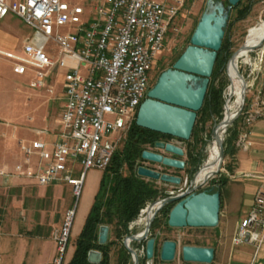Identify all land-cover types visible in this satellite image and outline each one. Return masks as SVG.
<instances>
[{
    "label": "built area",
    "instance_id": "2783aa9c",
    "mask_svg": "<svg viewBox=\"0 0 264 264\" xmlns=\"http://www.w3.org/2000/svg\"><path fill=\"white\" fill-rule=\"evenodd\" d=\"M182 4L183 0H95L86 7L68 0H0V19L13 14L33 30L20 53L0 50L13 72H32L30 86L36 89L47 87L55 68L63 73L61 129L51 143L42 138L20 142L25 165L16 166L18 173L30 171L38 156V184L64 180L79 200L89 169L109 166L122 134L136 119ZM258 103L243 112L247 126L261 114ZM252 145L250 132L243 131L238 146ZM76 167H81L79 176L72 174ZM75 215L72 206L55 234L61 257L54 264L62 263ZM232 241L254 246V259L264 245V182Z\"/></svg>",
    "mask_w": 264,
    "mask_h": 264
},
{
    "label": "rangeland",
    "instance_id": "374dc122",
    "mask_svg": "<svg viewBox=\"0 0 264 264\" xmlns=\"http://www.w3.org/2000/svg\"><path fill=\"white\" fill-rule=\"evenodd\" d=\"M68 1L83 4L86 7L92 4V2H90L91 0ZM248 1L250 0H246L244 3H247ZM253 1L254 4L252 10L247 17L238 19V14L236 11L231 10L230 13V27L228 35L230 36V41L232 43V54L228 58L226 63L220 68V73L214 79L215 86L220 85L222 82H224L225 84V88L223 91L222 114L218 116L217 114L207 115L201 113L199 119L196 120V125L194 126V130L189 140L179 139L174 136L164 137L163 141L173 142L184 148L185 154L179 157L186 163L183 169L164 166L161 163H155L148 160H144L141 164L158 169L162 172H169L180 175L183 177V179L188 178V184L185 185V183L182 182L179 185H172L159 180L146 178L147 180H152L153 182H155L156 186H158L163 191V193H161L160 196H158L156 199L149 201L141 209L138 217L130 223V232L128 234L124 235L123 237H118L117 233L111 231L109 227L108 241L106 244H103L106 246L105 250L107 252L105 259H107L109 264H117L119 260L118 258L126 254H128V256L130 257V264H133V255L125 245L127 237L131 234L142 232L145 229L150 218V213L155 209L157 203H160L161 205V200L166 195L165 192L174 189H185L196 175L199 176V170L214 154V142L219 137L220 139H223L222 148L219 144L215 160L212 162V164L209 165L206 170L203 171V174L205 176L204 180L202 182H194L192 184V188L195 189L196 193L219 192L220 196L222 195L221 201L225 197H230L233 194L232 179L234 178L233 176L236 175L238 162L240 161V153L242 151V147L238 146L239 136L243 131H249L250 139L252 140L251 136L254 126L258 119H260V117H262V115L264 114V41L262 44L259 43L254 50L248 53L247 56H237V52H239L241 50V47L248 42L249 35L253 27L258 26V29L254 31L255 36H264V0ZM206 3L207 0H183L182 6L179 8L177 15L175 16L169 27L164 49L161 52L160 57L154 67L152 75V86L157 81V78L161 74V72H163L167 68L172 67L178 57L185 50V48L190 44L191 36L202 16V13L206 8ZM10 22V29H8L9 35L6 37L5 48L3 49H13L15 50V52L20 53L22 50L24 37L26 35H31L33 33V30L29 25H27L16 15L11 17ZM262 48L263 53L261 54L260 51ZM247 57H249L250 62L246 61ZM0 58L3 57L0 56ZM2 61L3 60L0 59V65H4V67L1 66V70H5V77H0V80L4 79L3 83H1L0 81V99L4 101L5 109L2 110L0 114H11L12 117L11 119L6 120L3 119V117L0 115V122L9 125L13 129H32L35 127L40 128L41 126H43L44 129L50 131L51 128L53 129L54 127H56L64 102L62 92V71L59 68H55L48 78L49 82L47 84V87L36 89L30 86V81L34 77V74L32 72H29L24 76L15 75L11 70L12 65L5 59L4 62ZM240 75L246 81L247 86L242 113L238 117H236V119L228 126L227 131L224 134H220L223 123L226 119L225 107L227 101L229 100L230 102L238 103L236 96L234 95L231 97V95L229 94L231 78H235L236 76ZM49 88H53V91H50ZM257 100H259V103L257 104L256 109H259L261 111V114L251 126H247L246 124H244L243 112L251 105L253 106V104ZM239 103L241 106L242 101L240 100ZM36 124L37 126H35ZM47 130L44 131L48 133ZM235 131L238 132V135L234 142L233 151H229L226 153L227 139ZM127 134H122L120 140L118 141L116 150L123 148L124 140L127 137ZM222 149L224 150V154H222ZM152 150L163 152L164 154L171 156L170 153L164 150L156 149L155 147H153ZM196 156H201L202 160L200 166L195 171V164L193 163L192 159ZM77 164L78 163H74V165ZM36 171L37 167L35 171L30 170L25 172L24 174H17L21 176L32 175L35 177ZM104 171L105 169H89L85 178L82 195L79 200H77L75 196L72 197V185L64 180H58L51 185L61 184L68 185L70 187V191L68 193L66 191L64 192V197H56L52 200V198H50V194H52L53 192V186L51 187V185H49L47 187L48 189H46V198L44 197L43 200H31L25 197V199L21 200V204L22 202H24L25 207L30 208V210H21L23 211L22 213L14 212V214L11 215V220L13 223L15 222L18 225L23 226H26L27 224L33 225L38 223L39 226H42V229L50 231V237L55 249V256L50 264H54L55 258L61 257V252L59 251L55 234L63 227L66 211L70 207L76 206V215L69 233L68 243L63 254L61 264H68V262L72 258L75 251L76 240L78 237L77 229L79 225H81V223H83V221L85 220V208L88 205L89 200L92 198L93 191L99 184V179L101 180V174L99 173H102L103 175ZM80 172L81 167H76L72 174L75 176H79ZM123 173H128V169L126 166L123 169ZM96 176H98V178L95 181ZM241 203L242 198L235 200L231 208V212L226 219L222 213L221 209L223 207L220 203L221 212L219 213L218 225L215 227H172L169 224L167 225L165 220L167 219L170 210L176 204V202L167 203L166 207L161 209L156 214L152 224L153 227L151 225L148 233L142 235L140 239L131 241L130 246L135 250L139 260L142 262V260H144V258L146 257L147 259H149L146 249L148 240L151 238H155L153 257L154 259L157 257V263L154 264H185L181 253V248L183 245L188 243H190L191 245L201 246L202 244H212L217 248L218 252L214 261L210 264H218V261L221 259V255H227V251L229 250L228 239H226L225 235L223 237H220L222 228L225 227V234H230V232H232L237 220V210L240 207ZM16 206L18 207L17 201ZM3 208L4 204L2 202V199L0 198V230L4 228L3 224L6 220ZM225 220H227L226 223ZM166 237H174V240L178 242V251L176 258L170 262H165L160 259L161 245L164 241V238ZM259 252L253 264H264V250L260 252L261 255H259ZM186 264L201 263L186 262Z\"/></svg>",
    "mask_w": 264,
    "mask_h": 264
},
{
    "label": "water",
    "instance_id": "95a60500",
    "mask_svg": "<svg viewBox=\"0 0 264 264\" xmlns=\"http://www.w3.org/2000/svg\"><path fill=\"white\" fill-rule=\"evenodd\" d=\"M240 1L207 0L206 8L191 36L190 44L172 67L161 72L155 84L149 89L147 97L141 103L136 116L137 125L183 140L190 139L198 112L204 105L210 80L228 27L231 10ZM263 41L264 37L260 44ZM246 46L247 43L241 48ZM257 46L258 44L250 47L249 52ZM246 87L245 84L242 105L233 118H227L225 107L224 133L242 112ZM222 141L223 139L219 141L221 148ZM155 148L164 150L170 153L171 156L156 150L145 149L141 155L142 159L177 169L185 167V161L179 158L185 154L182 146L173 142L159 140L155 143ZM222 154H224L223 149ZM137 174L172 185H179L182 182L185 185L188 184V178L183 179L180 175L162 172L145 165L137 167ZM196 176L184 190L174 189L167 191L168 196L161 200V205L150 216L145 229L127 237L125 245L133 255L134 264H138V256L130 246L131 241L140 239L142 235L148 233L156 214L167 203L176 202L168 215V224L172 227H215L218 225L221 203L220 193H196L195 189L192 188ZM108 237L109 226L106 224L101 225L99 243L101 245L106 244ZM150 242L154 246L155 238H151L147 242L148 258H152L154 253L152 249L150 251L148 248ZM177 251L178 242L174 239H166L161 245L160 259L165 262L173 261L176 258ZM181 253L185 262L210 264L215 258V248L212 246L185 244L181 248ZM102 260L103 254L100 250L91 249L89 251L88 261L90 263L102 264Z\"/></svg>",
    "mask_w": 264,
    "mask_h": 264
},
{
    "label": "crops",
    "instance_id": "0c3cea01",
    "mask_svg": "<svg viewBox=\"0 0 264 264\" xmlns=\"http://www.w3.org/2000/svg\"><path fill=\"white\" fill-rule=\"evenodd\" d=\"M94 1L95 0H91L90 2ZM13 16V14H9L0 19V50L15 52L13 49H3L5 48L6 37L9 35L8 29H10L9 27L11 25L10 19ZM0 56L3 57L0 58L3 60L2 62H4L5 59L11 64L3 54L0 53ZM1 66L2 65H0V77L4 78L5 70L3 68L4 71L1 70ZM2 67H4V65ZM14 74L18 75L16 73ZM0 81L3 83L4 79ZM0 106L1 113L2 110L5 109L4 101L1 99ZM0 115L6 120L12 117L11 114ZM37 124L35 126H37ZM61 125V114L59 115L56 127L53 129L51 128L50 131L44 129L43 126L32 129H13L9 125L0 122V198L4 204L3 212L6 216L5 223L3 224L4 228L0 230V264H50L55 256V249L49 230L42 229V226H39L38 223L33 225L27 224L26 226L18 225L12 222L11 215L14 214V212L22 213L23 211L21 210L29 211L30 208L25 207L24 202L21 204V200L25 199V197L31 200H43L44 197H47L46 189H48V186L38 184L36 178L32 175L21 176L17 174L16 165L19 163L24 164V154L20 147V142H29L42 138L51 143L60 131ZM43 129L47 130L48 133H41L40 131ZM251 138L253 145L249 149H241L242 151L240 153V161L238 162L236 175L233 176L234 178L232 179L233 194L230 197H225L221 201V206L223 207L221 210L226 219L231 212L235 200L242 198V203L237 210V220L234 229L230 234H225L224 232L226 229H224L225 227L222 228L220 237L225 235L226 239H228L229 250L227 251V255H221L218 264H253L255 260L254 246L250 244L234 245L232 243V238L240 220L245 217L252 208L254 196L258 187L264 182V114L256 122ZM38 161L39 157L34 156L30 165V170L35 171ZM99 174H101V178L102 173ZM98 176L95 177V181ZM99 184L93 191L92 198L85 208V220L94 202ZM51 187L53 189V192L51 191L52 194H50L52 200L56 197H64V192L66 191L68 193L70 191L68 185L56 184L51 185ZM71 194L73 197L72 187ZM16 201L18 202V207L16 206ZM85 220L79 225L77 235H79ZM226 222L227 220H225V223ZM169 238L175 239L174 237ZM202 246L214 247L216 257L218 251L214 245L202 244ZM263 250L264 245L261 247L260 252ZM260 252L259 255H261Z\"/></svg>",
    "mask_w": 264,
    "mask_h": 264
},
{
    "label": "trees",
    "instance_id": "16d2710c",
    "mask_svg": "<svg viewBox=\"0 0 264 264\" xmlns=\"http://www.w3.org/2000/svg\"><path fill=\"white\" fill-rule=\"evenodd\" d=\"M245 1L241 0L232 8V11L237 12L238 19L247 17L252 10L254 1L250 0L244 3ZM229 27L230 22L218 54L204 105L198 112L197 120L201 113L207 115L217 114L218 116L222 114L225 84L222 82L220 85L215 86L214 79L220 73V68L232 54V43L228 35ZM237 135L238 132L235 131L227 139L226 153L233 151ZM166 136L171 137L170 135L141 127L137 125L136 119L134 120L124 140L123 148L116 150L109 166L101 177L99 189L77 237L75 251L68 264H92L88 261V253L91 249L100 250L103 254L102 264H108L107 259H105L107 255L106 246L99 243L100 226L106 224L111 231L117 233L118 237H123L130 232L129 225L138 217L141 209L149 201L156 199L163 193L155 182L138 175L136 167L144 161L141 157L142 152L149 147H155V143L159 140H164ZM192 160L196 171L201 164L202 157L196 156ZM125 166L128 169L126 174L123 173ZM165 221L168 225V216ZM166 239L170 238H164V240ZM124 256H128V254Z\"/></svg>",
    "mask_w": 264,
    "mask_h": 264
},
{
    "label": "bare ground",
    "instance_id": "6f19581e",
    "mask_svg": "<svg viewBox=\"0 0 264 264\" xmlns=\"http://www.w3.org/2000/svg\"><path fill=\"white\" fill-rule=\"evenodd\" d=\"M257 29H258V26H255L252 28L251 33L249 35V40L247 42V46L244 48H241V50L238 52V57H241L243 55L247 56L249 52V48L260 43V41L262 40L264 36H257V35L255 36L254 31ZM249 60H250L249 57H247L246 61H249ZM244 81L245 80H243L240 76L231 78V84L229 86V94H231V97L235 95L238 103L230 102L229 100L227 101L226 114H227L228 119L233 118L236 112L238 111V109L241 107L239 101L241 100L243 102V99H242L243 88H244V85L246 84V82ZM222 133L224 134V126L222 127L220 131V134ZM219 141H220V137L214 142V145H215L214 154L205 163V165L203 166V168L201 169L199 173V176H197L198 181L200 182H202L205 178L203 171L206 170L209 167V165L212 164V162L215 160L218 146L220 144Z\"/></svg>",
    "mask_w": 264,
    "mask_h": 264
},
{
    "label": "flooded vegetation",
    "instance_id": "af4514ba",
    "mask_svg": "<svg viewBox=\"0 0 264 264\" xmlns=\"http://www.w3.org/2000/svg\"><path fill=\"white\" fill-rule=\"evenodd\" d=\"M197 181H198V177H196L194 182L196 183ZM198 182H200V181H198ZM181 190H184V189L182 188ZM165 194H166L165 197L168 196V194L166 192H165ZM159 206H160V203H157L155 206V209H157ZM165 207H166V205L163 208H165ZM155 209L150 213V216L153 214ZM148 246H149L148 248L150 251H151V249L154 251V246H153L152 242H150ZM156 258L154 259V257H152V258L147 259V257H146V258H144V260H142V262L138 258V264H154V263H157ZM118 259L119 260H118L117 264H130V257H128V256H120ZM133 264H134V260H133ZM185 264H186V262H185Z\"/></svg>",
    "mask_w": 264,
    "mask_h": 264
}]
</instances>
